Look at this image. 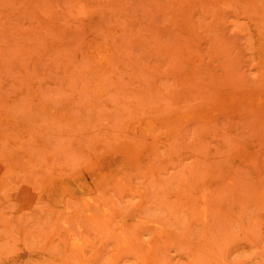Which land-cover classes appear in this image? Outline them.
<instances>
[{"label":"rangeland","instance_id":"1","mask_svg":"<svg viewBox=\"0 0 264 264\" xmlns=\"http://www.w3.org/2000/svg\"><path fill=\"white\" fill-rule=\"evenodd\" d=\"M0 264H264V0H0Z\"/></svg>","mask_w":264,"mask_h":264},{"label":"bare ground","instance_id":"2","mask_svg":"<svg viewBox=\"0 0 264 264\" xmlns=\"http://www.w3.org/2000/svg\"><path fill=\"white\" fill-rule=\"evenodd\" d=\"M161 225V224H160ZM175 233V232H174Z\"/></svg>","mask_w":264,"mask_h":264}]
</instances>
